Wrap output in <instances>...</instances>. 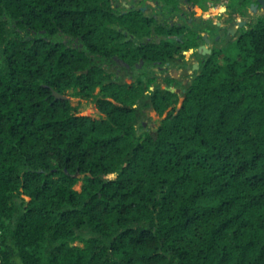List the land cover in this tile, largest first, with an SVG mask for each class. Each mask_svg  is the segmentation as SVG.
I'll return each mask as SVG.
<instances>
[{
    "label": "trees",
    "instance_id": "obj_1",
    "mask_svg": "<svg viewBox=\"0 0 264 264\" xmlns=\"http://www.w3.org/2000/svg\"><path fill=\"white\" fill-rule=\"evenodd\" d=\"M104 11L109 0H0V264H264V15L177 108L175 93L144 105L106 82L113 54L136 59ZM146 110L168 111L149 131Z\"/></svg>",
    "mask_w": 264,
    "mask_h": 264
},
{
    "label": "flooded vegetation",
    "instance_id": "obj_2",
    "mask_svg": "<svg viewBox=\"0 0 264 264\" xmlns=\"http://www.w3.org/2000/svg\"><path fill=\"white\" fill-rule=\"evenodd\" d=\"M211 4L212 2L208 0H122L119 5L115 0H109L110 11H104L102 14L115 16L113 20L108 19L107 25L116 31L113 38L117 50L121 41L128 42L127 54L136 60L131 65L122 61L118 57L120 54H113L111 61L107 60L103 63L106 82H114L117 86L126 85V89L131 91L129 95H138V99L135 100L138 104H152L150 96L156 90L171 92L170 89H173L171 93L177 95L183 93L184 98L186 89L194 77L200 74L205 62L215 60L216 45L222 41L217 31L224 33L225 40L233 38L237 40L242 28L236 24L228 25L230 19L223 25L217 26L214 18L228 17L231 4L220 7L224 10L217 14L216 9H211ZM249 5L256 6L255 12L263 11L259 0H254ZM251 6L246 8L250 9ZM237 7L240 9V3L234 8ZM238 8L235 12L239 16L241 12ZM121 15H129L128 30L121 25V20L116 18ZM246 24L249 22L244 26ZM234 27H236L234 34H230ZM203 47L208 48V52H204L206 54L201 52ZM153 49L157 50L161 59L166 60L164 63L160 60L149 64L141 58H136L137 54L144 52L146 55ZM108 53L104 48L102 56ZM194 57L197 59L193 60ZM189 60H192L191 66L186 65ZM194 63L198 65L196 69L193 68ZM183 64L191 73L186 79H182V70L179 69ZM151 68H156L159 75H162L161 83L164 87L156 82L157 78L152 74ZM125 77L131 82L126 83ZM104 85L105 83L102 87ZM96 90L103 99L113 101V98L106 96L105 92L101 93V88ZM112 94L118 97L119 90Z\"/></svg>",
    "mask_w": 264,
    "mask_h": 264
},
{
    "label": "rangeland",
    "instance_id": "obj_3",
    "mask_svg": "<svg viewBox=\"0 0 264 264\" xmlns=\"http://www.w3.org/2000/svg\"><path fill=\"white\" fill-rule=\"evenodd\" d=\"M115 1L120 5L122 0H115ZM208 1L212 2L210 7L212 10L216 9L215 13L217 14V13L221 12L220 7H223L224 5H230L232 2H234L236 0H208ZM249 1L251 4L254 2V0H249ZM249 4L247 7L251 6ZM207 7H209V5H207ZM237 8L235 9V11L237 10ZM230 11H231L230 13L229 12L227 13L228 17L222 16V17H215L214 18V21H216L217 26L223 25V23H225L226 20H228V19H230L229 20L230 23L228 25L236 24L239 26L241 23H244V25L246 22L254 23L257 20L258 16L264 15V9H263V11L259 10L258 12H255V11H253L252 6L250 7V9L245 8L244 11L241 12L239 16L236 15V12L234 11V9L231 8ZM244 25H242L240 27H244ZM217 35L221 36L222 41L216 45L217 53H216L215 58L217 60L218 67L222 68V66L224 65V63L227 59L233 58L237 54V51L235 49V42H236L235 39L236 38H233L231 40H225L224 39V33L223 32L220 33L219 31H217ZM201 51L203 52V54H206L204 52H208V48L203 47V48H201ZM196 59L197 58L194 57L193 60H196ZM191 64H192V60H189L186 65L191 66ZM197 67H198L197 64L193 65V68L196 69ZM179 69L182 70L181 71L182 72V79L189 78V76L191 75L190 70L185 69L184 64L182 66H179ZM151 72L157 78L156 82H159L161 87H164L163 83H161L162 82L161 81L162 75H159L158 70L156 68H151ZM124 81L126 83L131 82V80L128 79L127 77L124 78ZM170 90H173V89H170ZM96 92H97V90L95 91V93ZM68 99L70 100L71 105L76 108L77 112L80 115L93 116L95 118H98L101 116L96 105H95V103L91 99H83V98L71 97V96H68ZM182 101H183V93H179L178 94V103L176 104L177 108L180 106ZM167 111L164 113L163 116H159L157 113H155L152 110H146L144 113L145 115L143 117V122H144L145 128L149 131L154 130L159 125L160 121L166 116ZM79 186L80 185L76 186V189H79Z\"/></svg>",
    "mask_w": 264,
    "mask_h": 264
},
{
    "label": "water",
    "instance_id": "obj_4",
    "mask_svg": "<svg viewBox=\"0 0 264 264\" xmlns=\"http://www.w3.org/2000/svg\"><path fill=\"white\" fill-rule=\"evenodd\" d=\"M259 3L261 4V6H262V8L264 9V0H259ZM252 8H253V11H255L256 10V6H252ZM224 10V8H221V11H223ZM242 25H244V23H241L239 26H242ZM235 30H236V27H234L231 31H230V34H234V32H235ZM202 52V51H201ZM203 53V52H202ZM171 92H173V90H170ZM53 94V96L55 97V99H67L65 96H62V95H60V94H58L57 92H53L52 93Z\"/></svg>",
    "mask_w": 264,
    "mask_h": 264
},
{
    "label": "bare ground",
    "instance_id": "obj_5",
    "mask_svg": "<svg viewBox=\"0 0 264 264\" xmlns=\"http://www.w3.org/2000/svg\"><path fill=\"white\" fill-rule=\"evenodd\" d=\"M194 64H196V63H194Z\"/></svg>",
    "mask_w": 264,
    "mask_h": 264
}]
</instances>
